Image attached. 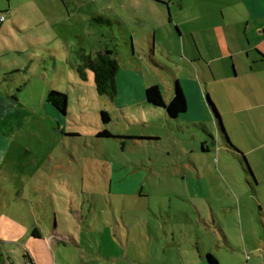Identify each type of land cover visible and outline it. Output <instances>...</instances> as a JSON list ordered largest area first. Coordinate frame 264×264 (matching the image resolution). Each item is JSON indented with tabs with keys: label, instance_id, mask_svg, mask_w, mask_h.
<instances>
[{
	"label": "rangeland",
	"instance_id": "rangeland-1",
	"mask_svg": "<svg viewBox=\"0 0 264 264\" xmlns=\"http://www.w3.org/2000/svg\"><path fill=\"white\" fill-rule=\"evenodd\" d=\"M103 2L0 0V16L5 19L0 23V134L11 139L0 166V217L9 215L10 228L19 225L27 231L26 237L16 236V240L10 233L9 244H0V258L9 251L8 264L26 263L21 246L34 227L51 251L44 253L43 264H172L177 262L172 247L177 241L190 249L195 242L216 248L217 239L204 227L198 231L195 222L187 225L173 220L181 213L192 216V206L150 190V184L176 180L174 165L186 160L201 164L207 172L212 192L210 203L200 202L205 216L210 215L209 205L220 218L225 211L232 215L239 212L235 194L226 195L217 185L210 154H200L198 139L202 138L194 135L196 132L181 134L162 128L157 120L153 127L144 114L140 119L137 109L127 110L123 116L115 111L109 97L96 92L93 75L84 67L81 54L94 57L105 45L113 51L121 72H138L141 80L136 81L143 89L156 85L163 95L169 93V69L186 65L183 46L173 35L166 40L172 58L164 57L161 48L151 58L145 45L138 46V40H122L117 25L114 37L105 29L90 26L85 21L87 13ZM132 41L136 46L131 52ZM75 64L81 65L83 78L75 73ZM124 86L123 78L115 76L118 98ZM52 90L67 97L66 114L60 117L63 124L46 112L51 109L45 102L46 95ZM212 97L211 101L218 104L225 99L220 87ZM4 104H10V108ZM220 106L215 107L227 133ZM101 111L110 114L108 124L102 123ZM253 128L258 127L245 123L247 132L252 133ZM104 129L112 133H159L161 140L136 141L115 134L114 138L97 137ZM180 174L177 171L179 178ZM261 175L253 191L247 187L249 193L238 192L243 229L252 234L244 233L247 242H255L260 235L258 209L264 206ZM227 207H233V211ZM222 221L226 224L224 218ZM228 226L232 241L242 245L240 229L230 220ZM53 229L57 230V239L50 236Z\"/></svg>",
	"mask_w": 264,
	"mask_h": 264
},
{
	"label": "crops",
	"instance_id": "crops-1",
	"mask_svg": "<svg viewBox=\"0 0 264 264\" xmlns=\"http://www.w3.org/2000/svg\"><path fill=\"white\" fill-rule=\"evenodd\" d=\"M60 1L63 4L66 2V0ZM98 1L88 0V3L95 4ZM87 14L89 15L85 17V21L90 26L105 29L107 35L114 37V25H117L122 32V40H138V46L145 45L146 52L151 58H154L160 48L164 57L172 58V49L166 40L174 37L177 42H181L182 58L185 59L186 65H176L175 68L169 69L168 94L163 95L159 90L167 104L173 96V87L177 83L185 97V112L176 118H170L163 108L150 105L145 97L146 88L143 89L141 83L136 81L141 80L137 72L140 69H135L137 73L132 69L121 72L119 67L116 76L123 78L125 86L121 89L122 97L118 98L115 95L110 100L111 104L114 105L115 111L123 116L127 110L137 109L140 119H144V114L153 127H156L157 120L162 128L168 127L181 134L196 132L194 135L202 138L198 139L201 143L200 154H210L217 185L226 195H230L231 192L237 198L235 206L239 211L238 214L232 215L225 211L220 218L214 214L212 206L209 205L210 217L205 216L200 202L210 203L212 191L205 167L194 161L186 160L180 166L174 165L176 169L172 172L176 175L174 177L176 180H171L167 184L149 185L150 190H159L157 194L161 197H168L169 200L182 199L192 206V216L181 213L174 216L173 220L187 225L195 222L194 228L198 225L199 231L200 227H204L218 242L216 248L203 247L195 242L194 247L190 249L177 241L172 244L176 250L177 262L172 264H208L205 258L208 254L212 255L218 264H264V206L262 210L258 209L260 235H256L255 242L252 239L247 242L244 233L251 237L252 234H249L248 230L244 232L238 195L240 192L242 195V190L249 193L247 187L253 191V187H257L259 174H262L264 181V0H104L101 6ZM93 17L107 18L110 20V25H95L92 21ZM4 21L5 19L0 23ZM133 46H136V42L132 41L131 52ZM105 50L110 48L105 45L104 49H99L96 53ZM179 74H184V77ZM199 83L203 84V88ZM218 87L225 95L221 104L211 101L212 94L216 95ZM219 105H221L223 121L226 120L227 133L215 107ZM3 106L6 109L10 108V104ZM46 107L44 103L43 108ZM50 110L46 112L54 118V121L63 124L64 120L60 118L61 116H58L52 108ZM216 113L225 135L219 129ZM248 113L255 116L249 117ZM108 115L110 119V114ZM245 123L256 125L258 128H253L252 133H249L244 130ZM256 129L259 131L257 132ZM104 130L109 131V129ZM109 132L112 136H123L136 141L161 140L159 133ZM194 135H191L193 141ZM208 140L213 145V151L208 148ZM10 145L11 139L0 134V166ZM192 152L195 150L192 149ZM245 163L252 177L246 173ZM177 171L181 172L180 178ZM141 185L142 193L145 188L144 182ZM257 203L259 204L258 200ZM227 208L233 211V207ZM222 218L226 220V224ZM228 220L233 222V227L240 229L242 245H236L232 241L230 236L232 229L228 226ZM194 228L193 232L196 231ZM56 231V229L51 230L50 236L57 239ZM170 231L174 237V229ZM178 232L181 237L184 236L182 231L178 230ZM9 236L14 238L13 240H16V236L23 239L27 236V231H23L19 225L10 228L9 215H5L0 217V244H9ZM68 239L71 241L69 236ZM221 239L222 245L219 244ZM23 246L21 247L24 250L26 263L31 261L32 264H43L41 259L44 258V253L51 252L36 227L31 229L30 238L28 237ZM58 253L62 254L63 251ZM8 257L9 251H6V255L0 258V264H8Z\"/></svg>",
	"mask_w": 264,
	"mask_h": 264
},
{
	"label": "trees",
	"instance_id": "trees-1",
	"mask_svg": "<svg viewBox=\"0 0 264 264\" xmlns=\"http://www.w3.org/2000/svg\"><path fill=\"white\" fill-rule=\"evenodd\" d=\"M92 21L95 25H100V26L110 25V20L103 17H93ZM113 55L114 53L111 50L98 52L95 54L94 57L91 56L86 57L85 55H83V53L81 54L82 62H84V67L90 70L93 75V81L96 92L99 95H106L107 97H109L110 100H112L116 95L115 76L119 69L118 63ZM74 71L79 75V77L81 78L84 77L82 73L81 65L74 66ZM145 97H146V101L150 105L158 108H163L170 118H176L179 114L185 112L186 109L185 97L177 83H175L173 87V96L167 104H165L159 88L155 85L146 88ZM45 102L54 110L55 113H57L58 116H63L66 114L67 97L65 94L53 90L49 91L46 95ZM216 117L218 120L219 129L221 130V133L225 135L217 113H216ZM100 118L103 124H108L110 122L109 115L105 111L100 112ZM97 137L114 138V136H112L106 130L99 132L97 134ZM225 139L227 140L226 137ZM246 173H248L252 177V174L249 171L247 165H246ZM205 258L208 264H218L216 259L212 255L208 254L206 255ZM26 264H32V262L28 261Z\"/></svg>",
	"mask_w": 264,
	"mask_h": 264
},
{
	"label": "built area",
	"instance_id": "built-area-1",
	"mask_svg": "<svg viewBox=\"0 0 264 264\" xmlns=\"http://www.w3.org/2000/svg\"><path fill=\"white\" fill-rule=\"evenodd\" d=\"M3 16H0V22H2L3 21ZM263 39H264V33H263Z\"/></svg>",
	"mask_w": 264,
	"mask_h": 264
}]
</instances>
